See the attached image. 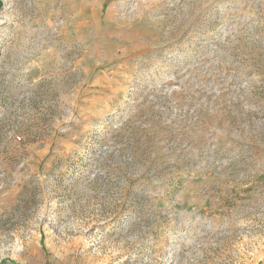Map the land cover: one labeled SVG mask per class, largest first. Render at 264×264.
Segmentation results:
<instances>
[{
  "label": "rangeland",
  "instance_id": "rangeland-1",
  "mask_svg": "<svg viewBox=\"0 0 264 264\" xmlns=\"http://www.w3.org/2000/svg\"><path fill=\"white\" fill-rule=\"evenodd\" d=\"M0 264H264V0H0Z\"/></svg>",
  "mask_w": 264,
  "mask_h": 264
}]
</instances>
